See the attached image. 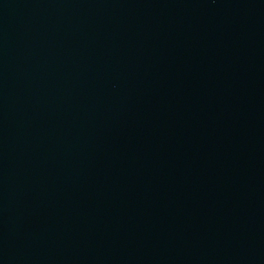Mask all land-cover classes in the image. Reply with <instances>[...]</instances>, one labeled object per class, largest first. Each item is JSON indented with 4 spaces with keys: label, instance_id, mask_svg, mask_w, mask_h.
<instances>
[{
    "label": "water",
    "instance_id": "water-1",
    "mask_svg": "<svg viewBox=\"0 0 264 264\" xmlns=\"http://www.w3.org/2000/svg\"><path fill=\"white\" fill-rule=\"evenodd\" d=\"M0 264H264V0H0Z\"/></svg>",
    "mask_w": 264,
    "mask_h": 264
}]
</instances>
